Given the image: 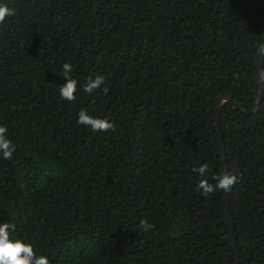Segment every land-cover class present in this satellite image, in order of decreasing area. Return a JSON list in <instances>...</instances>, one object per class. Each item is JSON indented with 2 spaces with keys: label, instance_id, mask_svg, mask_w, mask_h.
I'll use <instances>...</instances> for the list:
<instances>
[{
  "label": "trees",
  "instance_id": "trees-1",
  "mask_svg": "<svg viewBox=\"0 0 264 264\" xmlns=\"http://www.w3.org/2000/svg\"><path fill=\"white\" fill-rule=\"evenodd\" d=\"M0 224L49 264H264V0H0ZM78 81L62 99L63 65ZM97 75L105 84L85 91ZM107 87V94L103 88ZM107 118L93 131L78 114ZM208 165L201 177L194 168ZM153 227L144 231L139 222Z\"/></svg>",
  "mask_w": 264,
  "mask_h": 264
},
{
  "label": "clouds",
  "instance_id": "clouds-1",
  "mask_svg": "<svg viewBox=\"0 0 264 264\" xmlns=\"http://www.w3.org/2000/svg\"><path fill=\"white\" fill-rule=\"evenodd\" d=\"M14 15V9L6 5H0V24H3L7 17ZM258 52L261 56H264V44L259 45ZM71 71L72 65L65 63L62 69V75L65 77L66 83L60 86V96L62 99L68 101L76 98L75 94L78 88V81L70 75ZM258 76L261 81L264 80V67L259 70ZM104 84L105 77L103 75H97L94 80H90L87 83L85 91L92 93ZM103 91L107 94L108 88L104 87ZM78 117L77 122L79 124L90 127L93 131H109L115 129L114 122H111L107 118L102 119L89 115L83 109L79 112ZM7 131V126L0 125V153H2L4 159L10 160L15 151V146L7 137ZM193 171L197 172L201 177H204L208 171V165L202 164L194 168ZM214 179L216 180L215 185L209 183L207 179H201L197 184V189L202 191L203 195L207 196L217 189L230 191L239 182L237 175L229 173L215 176ZM139 226L144 231H148L153 227L146 219H141ZM15 227L16 225L10 222L0 224V264H49V258L46 255L38 256L31 243L11 237L10 230L14 231Z\"/></svg>",
  "mask_w": 264,
  "mask_h": 264
},
{
  "label": "water",
  "instance_id": "water-1",
  "mask_svg": "<svg viewBox=\"0 0 264 264\" xmlns=\"http://www.w3.org/2000/svg\"><path fill=\"white\" fill-rule=\"evenodd\" d=\"M263 90H264V80H262L260 83L257 106H259L260 101L262 99ZM227 101L233 103L231 95L226 94L222 99L217 100V126H218V131H219V145H220V150H221V155H222V174L228 173V166L226 164L225 143H224L223 134L221 130V107H222V104ZM226 194H227L226 211H227V221H228L229 230H230V237H231L233 248L236 254V259H235L236 264H240V254H239V250H238L237 242H236V235H235V228L233 224L232 213L230 211V191H226Z\"/></svg>",
  "mask_w": 264,
  "mask_h": 264
}]
</instances>
